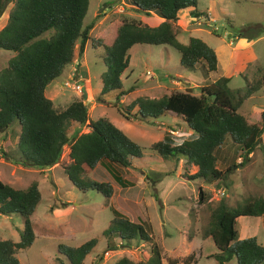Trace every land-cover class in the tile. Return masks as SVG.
I'll use <instances>...</instances> for the list:
<instances>
[{"label": "trees", "instance_id": "16d2710c", "mask_svg": "<svg viewBox=\"0 0 264 264\" xmlns=\"http://www.w3.org/2000/svg\"><path fill=\"white\" fill-rule=\"evenodd\" d=\"M9 2L12 6L7 21L0 28V48L14 54L0 70V133L10 132L17 140L13 149H1L3 157L15 164L42 169L59 163L63 174L80 191L95 189L110 198L113 194L110 182L90 179L84 173L102 163L125 187L127 181L115 166L133 165L144 155L143 147L107 117L91 120L82 99H73L63 108H55L47 95L49 83L61 75L76 54H83L88 41L93 48L100 49L106 65L101 76L102 95L119 90L116 95L119 98L125 93L121 76L128 67V50L136 43L169 44L179 52L181 66L192 70L198 65L205 73L214 71L218 66L214 48L197 36H189L186 43L177 39L179 10L190 8V16L195 18L205 12L197 7V0H130L132 10L145 14L153 11L162 20L150 26L134 18H122L113 37L105 42L102 37L89 34L93 23L83 24L89 0H0V16ZM228 81L229 76L220 75L201 85L199 94L187 90L172 91L160 97L137 96L124 107V115L127 119L146 122L166 111L182 116L187 128L192 130L190 137L177 143L173 133L166 130L149 148L165 160L183 158L187 164L195 166L194 173L186 174L189 179L199 178L214 184L223 182L226 188L230 169L217 166L215 151L231 139L246 154L242 159L248 160L260 141L264 132V110L259 121L249 122L238 108L244 99L264 86V69L258 81H247L244 87L230 88ZM134 106L136 109L131 112ZM74 122L88 123V131L70 136L69 129ZM66 145L68 151L62 157ZM130 180L134 182L136 178ZM198 197L200 201L211 202V193L201 187ZM40 198L36 181L25 188H16L0 179V214L18 213L23 221L19 240L0 239V264H19L15 254L33 242L35 232L31 215ZM117 199L125 207H129L126 202L130 203L132 208L128 211L132 215L134 209L136 217L130 219L112 208L113 217L103 230L105 251L128 247L133 240L151 244L146 258L134 260L122 255L112 264H163L161 248L152 242V233L137 204L120 196ZM261 215H264V190L232 206L222 198L215 203L211 220L203 228L201 237H211L219 249L212 255L218 264L230 260L236 264H264V245L255 235L239 238L235 226L240 216ZM97 243V237L79 245L59 243L57 252L69 264H84V258ZM102 256L101 253L99 258ZM188 259H192V255L186 257L184 264H189ZM177 261L172 259L168 264Z\"/></svg>", "mask_w": 264, "mask_h": 264}, {"label": "rangeland", "instance_id": "374dc122", "mask_svg": "<svg viewBox=\"0 0 264 264\" xmlns=\"http://www.w3.org/2000/svg\"><path fill=\"white\" fill-rule=\"evenodd\" d=\"M197 1V7L205 12L195 22L200 28L192 26L190 30H181L177 39L186 43L189 36H197L216 48V70L205 73L198 65L192 70L181 66L179 52L169 44L136 43L128 50V67L121 76L125 93L119 98H116L119 90L102 95L101 76L106 65L100 56V49L93 48L88 41L83 54L68 63L54 81V85H58L61 90L53 103L55 108L61 109L73 99L83 100V88L74 89L64 84L65 80L74 83L77 77L75 73L78 72V79L82 80L79 81L87 90L86 99L90 101L89 118L95 120L100 116L107 117L143 147L144 155L136 159L133 165L115 166L127 181L125 187L112 177L102 163L84 173L90 179L110 182L113 187L110 198H105L95 189L80 191L63 174L59 163L42 169L6 160L1 149H13L17 139L10 132L5 135L0 133V179L16 188H25L36 181L41 193L40 201L31 215L35 238L31 245L15 254L19 264H69L59 256L57 245H79L92 237H97L98 243L86 255L84 264H94L96 261L97 264H112L122 255L134 260L146 258L150 242L133 240L128 247L105 251L103 230L113 217L112 208L130 219L136 217L134 209L132 215L128 211L132 207L126 201H134L144 215L145 224L153 236L152 242L161 248L163 264H168L172 259H178L176 264H184L189 255H192V259H188L189 264H218L212 255L219 249L211 237H201L202 230L209 224L211 212L219 199H224L232 206L250 195L257 196L263 192L264 132L248 160L242 159L246 154L231 139L216 149L217 166L230 169L226 180L229 185L224 188L223 182L214 184L205 183L199 178L189 179L186 174L194 173L193 165L187 164L183 158L165 160L149 148L166 130L173 131L177 143L190 137L192 130L187 128L182 116L166 111L151 122H146L127 119L124 115V107L137 96L160 97L172 91L187 90L199 94V85L214 81L220 75L230 76V88L244 87L247 81L253 83L261 78L264 69V0ZM129 3L130 0H89L83 24L97 23L90 29V35L100 36L108 42L122 18L139 20L144 16L132 10ZM11 6L9 2L0 16V28L6 23ZM102 19L104 21L99 24L98 21ZM220 42H224L227 48L222 49L224 44H218ZM230 52L233 55L227 59ZM13 54V51L0 48V70ZM99 99L101 101H97ZM135 109L136 106L131 107V112ZM262 110L264 86L244 99L238 108L249 122L259 121ZM13 129L16 130L17 126L14 125ZM86 131L88 123L81 125L74 122L69 134L75 137ZM67 151L66 145L62 157ZM131 177L136 180L132 182ZM200 187L211 193V202L199 200ZM222 190L224 194H221ZM118 196L126 199V206L129 207L122 205ZM235 226L239 238L255 235L264 245V215L240 216ZM22 228L23 221L18 213L0 214V239L17 241ZM101 253L103 256L100 259ZM225 264L236 263L230 260Z\"/></svg>", "mask_w": 264, "mask_h": 264}, {"label": "crops", "instance_id": "0c3cea01", "mask_svg": "<svg viewBox=\"0 0 264 264\" xmlns=\"http://www.w3.org/2000/svg\"><path fill=\"white\" fill-rule=\"evenodd\" d=\"M129 6H130V4H128ZM189 9L190 8H185V9H181V10H179L178 11V20H177V23H178V25L180 26V31L181 30H190V27H192V26H195V28H200V27H197L196 25H198V24H196L195 22H198V19L199 18H195V17H193V16H190V13H189ZM187 14L189 15V16H187ZM142 15H144L142 18H140L139 19V21L141 22V23H144V24H147V25H150V26H155V25H158L159 23H160V21L162 20V18L159 16V15H157L155 12H150L149 14H145V13H142ZM209 16V15H208ZM207 19H214V18H212V17H207ZM115 20H117V19H115ZM104 20L102 19V20H99L98 21V23L99 24H101L102 22H103ZM97 25V23H95V24H93V26H92V28H91V30L93 29V27H95ZM113 30V29H112ZM90 34V33H89ZM235 38H237L236 36H235ZM258 39V38H257ZM256 40V39H255ZM253 42V41H252ZM87 44V43H86ZM218 44H224V42H220V43H218ZM228 44H230V42L228 43ZM86 46V45H85ZM224 48H227L226 47V45L224 44V46L222 47V49H224ZM215 49V52H216V55H217V57H218V51H217V49L216 48H214ZM233 55V53L232 52H230L229 54H228V58L227 59H230V57ZM76 56H77V54L75 55V57H74V60L75 59H77L76 58ZM217 68H218V66H217ZM64 71V70H63ZM229 76V75H228ZM230 77V76H229ZM57 79V78H56ZM56 79H54L52 82H50L49 83V85H48V90H47V92H48V96L52 99V101L54 100V98L57 96L56 94H58L59 92H60V90L61 89H59V86L58 85H54V81L56 80ZM201 85H203V84H201ZM201 85H199L198 86V88L200 89V86ZM51 95H54V96H51ZM60 96V95H59ZM190 131V130H189ZM190 133H191V131H190ZM162 133H161V137H162ZM195 167V166H194ZM195 170H196V167H195ZM206 239V238H205Z\"/></svg>", "mask_w": 264, "mask_h": 264}, {"label": "built area", "instance_id": "2783aa9c", "mask_svg": "<svg viewBox=\"0 0 264 264\" xmlns=\"http://www.w3.org/2000/svg\"><path fill=\"white\" fill-rule=\"evenodd\" d=\"M147 73H150V71L147 70ZM75 80H76V81H75L74 83L70 82L69 80H65V81H64V84H65L66 86L72 87V88H74V89H79V90H81V89H82V84H81V82L79 81L78 77H76ZM221 193L224 194L223 191H221Z\"/></svg>", "mask_w": 264, "mask_h": 264}, {"label": "water", "instance_id": "95a60500", "mask_svg": "<svg viewBox=\"0 0 264 264\" xmlns=\"http://www.w3.org/2000/svg\"><path fill=\"white\" fill-rule=\"evenodd\" d=\"M87 91L85 88H83V102L86 104V106L88 107L90 105V101H87ZM97 101H101L100 99Z\"/></svg>", "mask_w": 264, "mask_h": 264}, {"label": "clouds", "instance_id": "9594fccd", "mask_svg": "<svg viewBox=\"0 0 264 264\" xmlns=\"http://www.w3.org/2000/svg\"><path fill=\"white\" fill-rule=\"evenodd\" d=\"M75 75L78 77V72H76ZM79 80H81V79H79ZM81 81H82V80H81ZM82 88H85L84 85L82 86ZM85 89H86V88H85ZM86 91H87V90H86ZM91 97H92V96H91ZM100 100H101V99H100ZM170 132H173V131L170 130ZM222 191L224 192V190H222ZM221 194H222V193H221Z\"/></svg>", "mask_w": 264, "mask_h": 264}]
</instances>
